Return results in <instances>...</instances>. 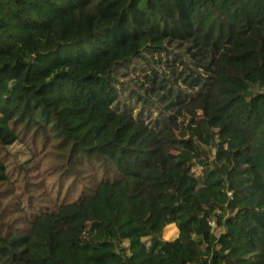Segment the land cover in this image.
Masks as SVG:
<instances>
[{
    "label": "trees",
    "instance_id": "16d2710c",
    "mask_svg": "<svg viewBox=\"0 0 264 264\" xmlns=\"http://www.w3.org/2000/svg\"><path fill=\"white\" fill-rule=\"evenodd\" d=\"M0 264H264V0H0Z\"/></svg>",
    "mask_w": 264,
    "mask_h": 264
},
{
    "label": "rangeland",
    "instance_id": "374dc122",
    "mask_svg": "<svg viewBox=\"0 0 264 264\" xmlns=\"http://www.w3.org/2000/svg\"><path fill=\"white\" fill-rule=\"evenodd\" d=\"M115 38L118 37L115 36ZM46 149L49 152V157H47V159H36L30 161L28 164L29 171H24L20 174V180L32 183L44 179V167H46V169L51 168L50 173L53 172L52 178H55L61 172V164L68 169L69 176L73 177L79 175V177L85 178L89 174L90 169H88L85 157L71 149V143L67 141V139H55ZM69 169H73V171H70ZM176 235V226L174 224H170L165 229L162 238L171 239Z\"/></svg>",
    "mask_w": 264,
    "mask_h": 264
},
{
    "label": "built area",
    "instance_id": "2783aa9c",
    "mask_svg": "<svg viewBox=\"0 0 264 264\" xmlns=\"http://www.w3.org/2000/svg\"><path fill=\"white\" fill-rule=\"evenodd\" d=\"M209 223L212 225L213 224V221H210Z\"/></svg>",
    "mask_w": 264,
    "mask_h": 264
}]
</instances>
